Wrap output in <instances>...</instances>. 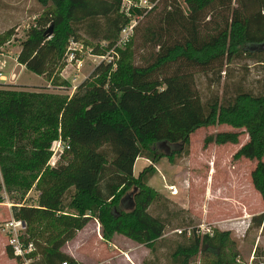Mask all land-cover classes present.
Wrapping results in <instances>:
<instances>
[{
	"label": "trees",
	"instance_id": "trees-1",
	"mask_svg": "<svg viewBox=\"0 0 264 264\" xmlns=\"http://www.w3.org/2000/svg\"><path fill=\"white\" fill-rule=\"evenodd\" d=\"M37 1L42 10L25 29L15 54L26 70L68 86L59 72L69 40L82 39L91 44L92 52L108 51L111 57L100 59L70 93L0 82V189L11 199V216L24 222L20 239L34 246L25 253L27 264H82L57 245L35 237L43 220L57 212L88 213L98 221L103 239L120 233L152 250L165 221L148 206L164 198L147 180L162 155L172 160L187 154L188 134L198 126L243 127L247 139L232 157L255 160L249 177L264 205V0H238L232 7L230 0H147L151 5L141 16L147 18L141 26L137 25L141 17L137 20L122 47L115 42L129 17L119 9L120 0ZM141 10L130 7L131 13ZM213 11H220L218 19ZM137 34L139 42L150 46L140 63L132 60ZM4 40L1 34L0 43ZM243 56L255 58L262 69L256 91L241 81L232 82L230 89L224 83L220 92L208 90L199 101L201 119L182 129L178 147L169 153L156 148L162 139L146 138L141 132L139 139L133 136V113L148 98L159 104L173 94L172 78L198 71L211 72L218 81L222 65ZM238 134V130L207 133L202 145L236 143ZM54 140L62 147L50 164ZM136 156L148 163L134 175ZM30 188L36 197L25 203ZM263 216L261 211L251 219L260 224ZM179 233L168 252L170 264H189L204 249L212 251V264H243L234 259L237 252L229 246L227 230L198 234L191 228ZM4 250L16 264H25L8 244Z\"/></svg>",
	"mask_w": 264,
	"mask_h": 264
},
{
	"label": "rangeland",
	"instance_id": "rangeland-1",
	"mask_svg": "<svg viewBox=\"0 0 264 264\" xmlns=\"http://www.w3.org/2000/svg\"><path fill=\"white\" fill-rule=\"evenodd\" d=\"M237 4L238 0H230L229 7ZM41 10L42 6L37 0H0V35L4 34L5 38L0 43V71L7 75L1 79L3 82L11 83L10 85L15 88L70 93L72 86L80 81L100 59L106 60L111 56L105 51L102 54L104 58H100L102 57L100 53L92 52L91 44H85L82 39L70 40L65 64L59 72V77L69 82L68 86L52 84L44 74L37 75L22 68L13 57L19 47V39L24 36L25 29ZM221 12L223 15L228 13L227 10ZM219 16L220 11L214 12V19H218ZM146 18V16L141 17L137 25L141 26ZM209 24L211 23L208 22L207 25ZM81 35L82 38L87 39L84 34ZM133 39L132 60L140 63L150 46L139 42L138 34ZM93 42L91 41L92 44ZM248 46L251 48L256 45ZM69 51L73 52L74 58H67ZM254 59L251 56H243L226 62L219 71L218 81L214 79L215 74L209 72L205 75L198 71L172 78L175 85L173 94L159 104H152L153 102L148 98L133 113V136L139 139L141 132L146 138L162 139L160 145L156 146L162 153L165 151L164 146H168V149L177 148L182 129L201 119L199 101L208 90L220 92L224 83L227 89H230L232 82L240 81L254 91L259 88L262 69ZM1 60H4L3 64ZM146 112L150 113L146 114ZM218 130H238L237 142L221 144L209 142L203 147V136ZM246 139L247 134L243 127L236 128L227 123L198 126L191 131L188 134L187 154L174 155L172 160L162 155L153 164L155 170L147 180V183L164 198L148 206L151 213L159 214L165 221L162 236L155 240L154 248L149 250L141 243L131 241L120 233H114L111 236V241L114 243L112 247L120 253L105 254L101 250L93 252L97 261L101 264H170L168 252L174 241L179 238L180 230L185 229L188 233L191 228H195V232L201 234L211 233L212 229L216 228L228 231L229 246L237 252L234 256L236 261L243 264H264V216L260 224L257 223V219H251L253 214L261 211L264 213V206L255 192L248 187L249 170L255 160L247 159L242 155L232 157V153ZM153 145L155 147V142ZM51 146L53 151L59 149L57 141H53ZM55 157L56 155L53 158ZM261 158L264 160V151ZM146 163L143 158L137 159L133 165L135 171ZM35 197L36 190L30 188L25 193L24 202L32 203ZM10 200L8 194L1 188L0 224L2 220L11 217ZM88 215L81 220L69 212H57L54 216L43 220L35 237H38L39 232L42 236L53 239L67 228L64 222H72L71 225L81 222L80 229H75V226H70L68 229H73L75 236L80 239L90 240L88 246H82L77 250L80 256L85 257L83 249H89L93 240L100 237L98 221ZM6 236L0 231V255L1 248L7 243ZM120 249L123 251L121 252ZM20 259L25 261L21 256ZM212 262V251L204 249L198 251L189 264H212Z\"/></svg>",
	"mask_w": 264,
	"mask_h": 264
},
{
	"label": "crops",
	"instance_id": "crops-1",
	"mask_svg": "<svg viewBox=\"0 0 264 264\" xmlns=\"http://www.w3.org/2000/svg\"><path fill=\"white\" fill-rule=\"evenodd\" d=\"M18 50V49H17ZM16 50V52H17ZM16 54V53H15ZM14 60L16 61L15 59V56L13 57ZM4 62V60H3ZM16 63H18L22 68H24L23 64L19 63L16 61ZM0 75L1 77L0 78H4L5 76H7L5 73H3L2 71H0ZM37 75H40V74H37ZM0 82H3V79H0ZM74 87V85L72 86ZM73 89V88H72ZM139 158H143L145 162L148 163V159L143 157V156H136L135 159H134V162H133V165L135 163V161ZM248 159V158H247ZM146 163V164H147ZM132 165V173L135 175L137 173V171H135L134 169V166ZM145 165V164H144ZM142 167V166H141ZM253 167V166H252ZM251 167V168H252ZM250 168V169H251ZM250 171V170H249ZM248 187L253 190L255 192V194L259 197V200H261L260 198V195L258 193V191L252 186L251 182L248 183ZM258 193V194H257ZM263 204V202H262ZM264 206V205H263ZM71 214V213H70ZM77 218H86L88 217L89 215L87 213L85 214H82V215H75ZM243 216V215H241ZM66 223V226L67 228L60 234L58 235L57 237L55 238H49V237H44L41 235V233L38 232V237L37 240H39L40 242L44 243V244H47V245H57L61 250L69 253L70 255H72L75 259H77L78 261H80L82 264H101L97 261L95 255H93L92 253L93 252H100L103 251V253L105 254H108V253H120L118 251H116L114 249V247H112V245L114 244L111 240L112 238H110L109 240H105L103 239L101 236L100 237H96L94 240H93V243L92 245L89 247V249H83L85 251L84 254H86L85 257L83 256H80V254H78L77 250L80 249L82 246H88L89 243L88 241H90L88 238L87 239H80L79 237L75 236V231H73V229H68V227H73L75 226V229H80L81 227V222L78 224H72V222H64ZM44 224H46V222H44ZM77 225V226H76ZM80 225V226H79ZM1 231V230H0ZM2 232V231H1ZM58 234V233H56ZM55 234V235H56ZM132 241V240H131ZM7 242V241H6ZM7 244V243H6ZM3 245V241L1 242V247ZM127 248L129 247V244L126 246ZM136 248V247H134ZM124 249V248H123ZM123 249H120V251L122 252ZM125 252V251H124ZM91 253V254H90ZM83 257V258H82ZM85 258L87 260H85ZM0 264H16V261H15V258L14 257H10L6 254L4 248H1V255H0Z\"/></svg>",
	"mask_w": 264,
	"mask_h": 264
},
{
	"label": "built area",
	"instance_id": "built-area-1",
	"mask_svg": "<svg viewBox=\"0 0 264 264\" xmlns=\"http://www.w3.org/2000/svg\"><path fill=\"white\" fill-rule=\"evenodd\" d=\"M151 5L150 2L147 0H120V10L123 11L129 18L127 22L120 28L118 31V38L115 42L116 46H121L124 44L129 37L132 35L134 26L137 22V20L142 16L144 13L145 9L149 8ZM138 7L141 8V13H131L130 12V7ZM74 41V40H72ZM71 41V42H72ZM70 42V40H69ZM69 47V45H68ZM67 47V48H68ZM102 55V54H101ZM67 58H74V54L72 51H69ZM100 58H104L103 55ZM108 60V59H106ZM1 64H3V60H1ZM1 77V75H0ZM1 79V78H0ZM57 141V145H59V149H56L53 151L52 148V153L48 159V163L53 164L55 158H53L55 155L61 151L62 144L59 140H54ZM175 190V189H174ZM0 230L5 233L7 236V244L11 247L12 253L14 255H18L23 257L25 261H23L25 264L28 263L27 260H29L28 257H25V253L28 251L32 250L34 248L33 244L31 241H27L26 243H23L22 240L20 239V235L24 231V222L19 219V218H14V217H9L4 220H2L0 224ZM61 264H65V262H61Z\"/></svg>",
	"mask_w": 264,
	"mask_h": 264
},
{
	"label": "water",
	"instance_id": "water-1",
	"mask_svg": "<svg viewBox=\"0 0 264 264\" xmlns=\"http://www.w3.org/2000/svg\"><path fill=\"white\" fill-rule=\"evenodd\" d=\"M47 30L49 31L50 28L48 27ZM261 44H262V46H264V42H262ZM159 143H160V141L157 144L160 145ZM177 147H178V145H177ZM164 149H165V151H164L165 153H169L170 152V148L168 149V146H164ZM172 149H176V148H172Z\"/></svg>",
	"mask_w": 264,
	"mask_h": 264
}]
</instances>
